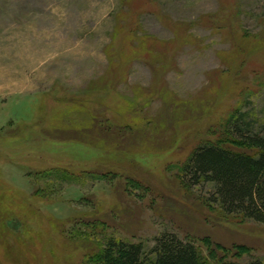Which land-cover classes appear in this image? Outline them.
<instances>
[{
  "label": "rangeland",
  "instance_id": "rangeland-1",
  "mask_svg": "<svg viewBox=\"0 0 264 264\" xmlns=\"http://www.w3.org/2000/svg\"><path fill=\"white\" fill-rule=\"evenodd\" d=\"M236 114L264 136V0H0V264H95L163 233L208 264L264 261V224L181 180L198 146L249 153Z\"/></svg>",
  "mask_w": 264,
  "mask_h": 264
},
{
  "label": "trees",
  "instance_id": "trees-1",
  "mask_svg": "<svg viewBox=\"0 0 264 264\" xmlns=\"http://www.w3.org/2000/svg\"><path fill=\"white\" fill-rule=\"evenodd\" d=\"M225 130L230 143L248 149L249 153L220 144L198 146L182 163L181 180L185 185L188 182L198 184L202 180L212 182L214 191L208 200L222 217L264 224V136L253 130L244 114H236L226 122ZM42 173L71 176L65 169H50L38 174ZM6 193V187L0 189V211L7 207ZM23 229L25 231V227ZM23 233L22 230L20 235ZM25 249L31 252L29 257L34 255L28 245ZM93 259L95 264H208L192 242L172 233L156 238L149 252L141 243L108 240ZM246 264H264V261L255 259Z\"/></svg>",
  "mask_w": 264,
  "mask_h": 264
}]
</instances>
